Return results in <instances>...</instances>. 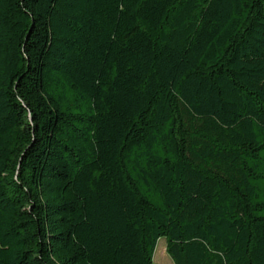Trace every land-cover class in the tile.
<instances>
[{"label": "trees", "instance_id": "obj_1", "mask_svg": "<svg viewBox=\"0 0 264 264\" xmlns=\"http://www.w3.org/2000/svg\"><path fill=\"white\" fill-rule=\"evenodd\" d=\"M264 264V0H0V264Z\"/></svg>", "mask_w": 264, "mask_h": 264}, {"label": "rangeland", "instance_id": "obj_2", "mask_svg": "<svg viewBox=\"0 0 264 264\" xmlns=\"http://www.w3.org/2000/svg\"><path fill=\"white\" fill-rule=\"evenodd\" d=\"M166 246V240L161 239L154 256V264H174L167 253Z\"/></svg>", "mask_w": 264, "mask_h": 264}]
</instances>
